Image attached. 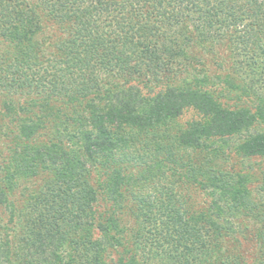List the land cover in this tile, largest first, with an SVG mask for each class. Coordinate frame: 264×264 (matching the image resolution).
Instances as JSON below:
<instances>
[{
	"label": "trees",
	"instance_id": "1",
	"mask_svg": "<svg viewBox=\"0 0 264 264\" xmlns=\"http://www.w3.org/2000/svg\"><path fill=\"white\" fill-rule=\"evenodd\" d=\"M206 43L248 79L197 76L189 51ZM189 110L197 119L171 135ZM259 124L264 0H0V264H106L108 247L124 250V194L136 202L129 246L154 264H245L224 249V215L254 226L264 264V200L248 174L214 167L226 152L212 147L242 134L237 152L264 158ZM40 175L15 214L17 181ZM184 185L210 195L206 210Z\"/></svg>",
	"mask_w": 264,
	"mask_h": 264
},
{
	"label": "rangeland",
	"instance_id": "2",
	"mask_svg": "<svg viewBox=\"0 0 264 264\" xmlns=\"http://www.w3.org/2000/svg\"><path fill=\"white\" fill-rule=\"evenodd\" d=\"M192 60L189 61L191 67H194V73L201 77L202 75L207 74L212 76V81H217V78L220 76V79L230 76L237 80L248 79L246 73H239L237 76L233 73L231 68V57L228 52L224 49L223 46L219 44H210L206 43L204 46H193L189 51ZM109 83L115 84L120 83L122 80L120 78H106ZM230 101V100H229ZM233 100L229 102L232 104ZM243 104H249L245 102ZM197 119L195 112L189 110L185 112L182 116L178 117L172 124H170L171 135L176 131H184L187 127V124L192 120ZM264 131V125H256L253 131ZM162 131V130H161ZM161 131L159 133H161ZM242 134L239 136H233L226 140L225 144L221 140L213 139L214 148H220L224 150L226 154L217 158L214 163V167L222 170H228L231 172H241L248 174L250 176V190L255 199L264 200V158L260 157H242L237 152V146L242 141ZM177 152V151H176ZM181 156L195 157L196 155L185 151L181 148L177 152ZM203 155V154H201ZM93 173V172H92ZM94 176V177H93ZM43 175L38 176L36 179L30 181H17L14 190L12 191V201L14 202L15 214H17L20 208L23 206L24 201L27 196L35 191H38L43 183ZM92 182L95 184V174H92ZM172 180V178L170 179ZM167 184V182H166ZM181 185V183H180ZM185 186V187H184ZM180 187V190H184V194L187 196L188 205H191L192 208L197 210H206L211 203V197L209 194L204 191L199 190L191 186L184 185ZM188 188V189H187ZM146 191H152L150 187L145 188ZM179 189V188H178ZM136 193V192H135ZM103 199V198H102ZM101 201V199H100ZM100 206L103 204L99 202ZM120 206V207H119ZM136 202L135 197H128V194H124V201L121 204L115 206L116 216L118 221L123 226V232L119 234V237L122 239L123 247H114L107 248L103 253V260L106 264H119L118 259L122 256L128 257L130 253H136L139 264H154L149 254L147 253L148 249L145 251L131 249L130 248V230L132 226L133 218L130 216L129 211L135 210ZM225 218L231 220L232 231L227 237L224 238V249L227 253L238 254L242 257L245 264H254V258L256 255V244L252 238L254 231V226L242 218L233 217L230 218L224 215ZM9 219L8 213L4 208H0V224L1 226L5 225ZM15 231H17V226ZM92 236L94 238H99L101 235L96 231H92ZM155 260V259H154Z\"/></svg>",
	"mask_w": 264,
	"mask_h": 264
}]
</instances>
